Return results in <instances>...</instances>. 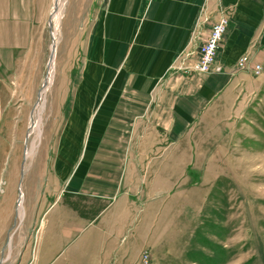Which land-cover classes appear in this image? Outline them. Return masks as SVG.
Returning <instances> with one entry per match:
<instances>
[{"label":"rangeland","instance_id":"rangeland-1","mask_svg":"<svg viewBox=\"0 0 264 264\" xmlns=\"http://www.w3.org/2000/svg\"><path fill=\"white\" fill-rule=\"evenodd\" d=\"M54 1L28 56L13 70L0 68V264H264V74L252 68L251 84L162 146L161 163L144 166L162 169L164 178L138 175L109 200L116 205L108 213V201L46 186L49 100L72 0H62L53 80L36 132L31 118L50 70ZM156 187L165 192L152 195ZM100 218L106 222L89 227ZM43 230L47 243L58 240L51 249Z\"/></svg>","mask_w":264,"mask_h":264},{"label":"crops","instance_id":"crops-1","mask_svg":"<svg viewBox=\"0 0 264 264\" xmlns=\"http://www.w3.org/2000/svg\"><path fill=\"white\" fill-rule=\"evenodd\" d=\"M52 1L0 0V68L13 70L28 56ZM69 5L49 100L46 184L67 194L110 202L138 175L163 179L162 169L144 166L161 163L162 146L176 143L216 102L251 84L253 64L264 60V0ZM223 17L229 25L216 55L220 71L200 75L177 68L198 60L199 47ZM242 57L248 62L239 68ZM155 190L152 195L165 192ZM115 205L110 202L103 214ZM103 219L89 227H100ZM53 241L46 239V246L53 248Z\"/></svg>","mask_w":264,"mask_h":264},{"label":"built area","instance_id":"built-area-1","mask_svg":"<svg viewBox=\"0 0 264 264\" xmlns=\"http://www.w3.org/2000/svg\"><path fill=\"white\" fill-rule=\"evenodd\" d=\"M229 25L227 18H220L215 21L211 27L207 40L199 47L198 60L189 64V66H180L177 68L185 73L195 72L197 74H205L211 71H220L221 67L216 66V55L219 45L226 35ZM248 62L247 57H242L238 61V67L243 68ZM253 72L257 75L264 74V60L256 62L252 66Z\"/></svg>","mask_w":264,"mask_h":264},{"label":"bare ground","instance_id":"bare-ground-1","mask_svg":"<svg viewBox=\"0 0 264 264\" xmlns=\"http://www.w3.org/2000/svg\"><path fill=\"white\" fill-rule=\"evenodd\" d=\"M63 2L62 0H57V10L55 11L54 10V14H55V18H56V24H55V32H54V44L57 46V42H58V34H59V24H60V18H61V14H62V6ZM65 4V3H64ZM55 51L56 49L53 51V54H54V58L53 60L51 61V64H50V70L48 72V87H49V84H51L52 80H53V73H54V62H55ZM47 87V88H48ZM47 88H43L41 90V97L39 98L37 104H36V107H34V112H33V116L31 118V121H33V125H32V128H33V131H36L38 132L40 129H41V125H40V116L42 115L43 111L45 110L44 107H45V103H46V100H45V97H46V91H47ZM29 155H27V158H28ZM20 196H22V192L20 193ZM21 198V197H20ZM20 207L18 209V215L21 219H23L21 213H22V209H23V201L22 199H20ZM9 245H10V242H9Z\"/></svg>","mask_w":264,"mask_h":264},{"label":"water","instance_id":"water-1","mask_svg":"<svg viewBox=\"0 0 264 264\" xmlns=\"http://www.w3.org/2000/svg\"><path fill=\"white\" fill-rule=\"evenodd\" d=\"M54 9H53V11L55 10H57V0H55L54 1ZM51 16H52V14H51ZM48 22H49V24H50V26H51V17L48 19ZM56 49V45L54 44V43H52V46H51V56H50V59H49V62H48V65H47V67H48V69L50 68V63H51V61L53 60V58H54V54H53V51ZM43 87L44 88H47L48 87V78H46V80H45V82H44V85H43ZM40 92H41V90L39 91V98L41 97V94H40ZM29 137V134H27V138ZM26 150H27V146H26V148H25V152H26ZM25 157V159H24V162L22 163V166H21V176H22V178H23V176L25 175V172H24V167H25V162H26V159H27V157H26V155L24 156ZM21 193V192H20ZM2 261H0V263H1Z\"/></svg>","mask_w":264,"mask_h":264}]
</instances>
